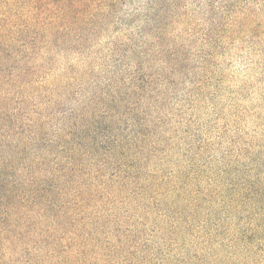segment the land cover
<instances>
[{"label":"rangeland","instance_id":"obj_1","mask_svg":"<svg viewBox=\"0 0 264 264\" xmlns=\"http://www.w3.org/2000/svg\"><path fill=\"white\" fill-rule=\"evenodd\" d=\"M1 24L35 52L4 62L0 132L90 153L0 223V264H264V0H0Z\"/></svg>","mask_w":264,"mask_h":264},{"label":"trees","instance_id":"obj_2","mask_svg":"<svg viewBox=\"0 0 264 264\" xmlns=\"http://www.w3.org/2000/svg\"><path fill=\"white\" fill-rule=\"evenodd\" d=\"M3 27L4 24H1L0 28ZM20 41L22 40L13 39L8 43H2L0 41V50L5 54L4 56H7L2 59L0 64V83L5 81V77H2L3 71L6 70L4 62L12 65L9 62L12 59L15 60V62H12L15 65L21 64L31 55L30 53L35 52L33 50L35 46L28 48ZM12 44L18 45L19 52L15 57H12L13 54L9 50ZM22 49L26 52L25 54H21ZM28 49H30L29 53H27ZM7 58L9 59L8 61ZM14 70L19 73H28V71L24 70L18 71L16 67ZM105 96L108 97L110 103H114L117 107L118 101L122 102L125 94H106ZM130 98L126 97L124 101ZM25 126L27 127L25 132L31 135L35 133V124L30 125L29 123ZM12 133L0 132V223L7 221L11 216L16 217L18 214H30L31 208L36 204L43 206L47 197V188H55V181L57 180H61L68 185L71 184L74 181L72 171H80V167L85 168V164L80 162L81 156L90 153V151L84 148L74 150L62 145L59 147V151L50 152L47 155L32 154V152L28 151L30 150V144L25 146L23 144L25 140H28L30 135L21 139L20 143L23 145L21 148V144H17L14 139L9 138ZM13 134L16 137L15 133ZM103 147L105 148L106 146ZM110 155L116 157L115 154ZM93 157L94 155L91 159ZM115 160L119 161L118 159ZM116 161H113L112 164H115ZM128 161L131 164L128 168L132 167V161L130 159ZM107 163L109 164V162ZM122 165L126 166L125 164ZM22 177L23 181H21ZM37 196L41 200L36 201ZM48 197L49 199L47 200L53 203V194H50ZM57 201L59 203L60 199ZM54 206L60 208L58 204Z\"/></svg>","mask_w":264,"mask_h":264}]
</instances>
